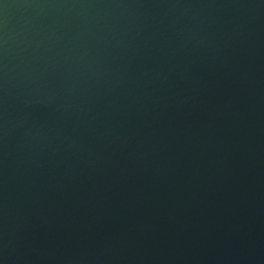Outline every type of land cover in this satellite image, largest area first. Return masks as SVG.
Returning a JSON list of instances; mask_svg holds the SVG:
<instances>
[{
	"label": "water",
	"instance_id": "95a60500",
	"mask_svg": "<svg viewBox=\"0 0 264 264\" xmlns=\"http://www.w3.org/2000/svg\"><path fill=\"white\" fill-rule=\"evenodd\" d=\"M0 264H264V0H0Z\"/></svg>",
	"mask_w": 264,
	"mask_h": 264
}]
</instances>
